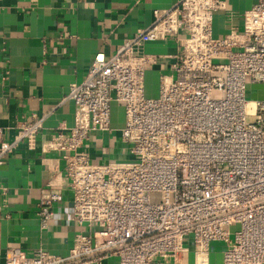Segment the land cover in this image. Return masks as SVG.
<instances>
[{
    "label": "built area",
    "instance_id": "1",
    "mask_svg": "<svg viewBox=\"0 0 264 264\" xmlns=\"http://www.w3.org/2000/svg\"><path fill=\"white\" fill-rule=\"evenodd\" d=\"M226 0H175L155 9L152 23L124 40L112 55L97 53L86 77L64 100L78 117L42 144L63 152L77 233L68 254L42 247H11L6 264H264V0L244 14L242 30L214 36L213 21ZM169 40L174 62L157 66L144 45ZM159 71L158 95H147V72ZM263 96L247 97L249 86ZM124 108L121 138L132 158L95 163L82 150L97 132L111 133L113 103ZM43 117L19 125L15 140L0 127V166L26 141L35 146ZM158 194L159 200L152 195ZM63 199L42 193V229ZM238 224L237 230L231 227Z\"/></svg>",
    "mask_w": 264,
    "mask_h": 264
},
{
    "label": "crops",
    "instance_id": "2",
    "mask_svg": "<svg viewBox=\"0 0 264 264\" xmlns=\"http://www.w3.org/2000/svg\"><path fill=\"white\" fill-rule=\"evenodd\" d=\"M174 1L0 0V127L13 141L22 121L44 118L36 145L21 142L0 166V264H6L11 247H42L65 256L77 233L87 229L74 219L63 152H44L42 144L75 125L76 105L63 98L71 84L86 77L94 56L114 54L126 38L152 23L155 9L168 8ZM257 1L226 0V7L214 16V36L242 30L245 12ZM178 50L175 42L165 39L144 45L146 53L157 57V66L174 62ZM158 74L156 67L149 69L147 84ZM124 122V108L114 102L113 131L93 134L82 147L93 162L132 158L130 144L121 138ZM52 188L60 190L63 199L54 204L49 226L42 229L38 202ZM222 248L218 242L212 244L211 264L222 262ZM103 264L120 263L112 257ZM184 264H189V253Z\"/></svg>",
    "mask_w": 264,
    "mask_h": 264
},
{
    "label": "rangeland",
    "instance_id": "3",
    "mask_svg": "<svg viewBox=\"0 0 264 264\" xmlns=\"http://www.w3.org/2000/svg\"><path fill=\"white\" fill-rule=\"evenodd\" d=\"M158 82H159L158 75H154L152 83L150 85H149V83L147 84V95H149V96L158 95V90H159V83ZM151 85H152V87H150ZM150 88H152V90H150ZM260 91H261L260 86L251 85L248 88L247 97L251 98V99H255L259 96H263V92H260ZM152 198H153V200H159L158 194H153ZM238 228H239L238 224H234L231 227L232 230H237ZM191 259H192V250L189 252V264L191 262Z\"/></svg>",
    "mask_w": 264,
    "mask_h": 264
}]
</instances>
